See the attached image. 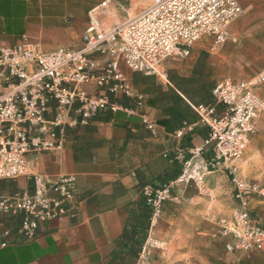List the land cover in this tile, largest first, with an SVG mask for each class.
<instances>
[{
  "label": "built area",
  "instance_id": "1",
  "mask_svg": "<svg viewBox=\"0 0 264 264\" xmlns=\"http://www.w3.org/2000/svg\"><path fill=\"white\" fill-rule=\"evenodd\" d=\"M108 4L104 0L88 12L79 48L44 51L24 40L0 46V181L31 178L30 191L0 196V216H19L25 240L35 237L40 223L72 218L77 210L75 177L31 176L30 157L57 148L67 128L86 124L100 111L120 109L117 98L136 97L121 66L131 73L158 76L168 58H186L202 37L212 38L210 48L216 50L229 40L228 27L242 14L236 0H151L132 18L104 27L101 18ZM263 83L264 68L246 81L224 78L214 84L212 102L191 105L207 127V136L186 155H175L180 169L174 179L142 188L151 226L176 190L188 184L203 188L216 169L242 156L255 121L264 112V100L257 93ZM217 105L223 110L218 112ZM142 106L138 99L135 108ZM139 113L143 126L154 135L153 120ZM190 131L183 125L174 136L181 138ZM230 173L237 207L230 219L217 221L220 235L227 238L225 248L240 254L264 253V227L248 207L254 196L264 197V184L240 179L232 169ZM159 245L147 237L137 264Z\"/></svg>",
  "mask_w": 264,
  "mask_h": 264
},
{
  "label": "crops",
  "instance_id": "2",
  "mask_svg": "<svg viewBox=\"0 0 264 264\" xmlns=\"http://www.w3.org/2000/svg\"><path fill=\"white\" fill-rule=\"evenodd\" d=\"M102 1L0 0V46L24 40L44 51L79 48L88 12ZM236 1L242 15L229 25L228 34L239 35L241 45L233 51L239 54L246 48L248 71L255 74L264 68V0ZM197 42L210 47L212 38L202 37ZM198 59L192 55L171 64L172 72L163 81L142 75L146 86L135 83L133 73L121 66L132 80L136 97L117 98L120 109L100 111L86 124L67 128L57 148L30 157L31 176L49 180L63 175L75 177L77 210L72 218L40 223L30 240L20 233L19 216H0V264H137V257L129 254L131 243L122 236L138 230L137 219L147 207L141 190L145 185L158 187L179 174L175 155H186L207 136V127L191 105L212 102L214 84L230 74L205 61L210 68L209 80H200L196 76L201 63ZM244 77L238 73L229 79H249ZM259 96L264 100V85ZM138 99L143 105L140 110L135 108ZM126 108L135 112L129 115L123 110ZM216 109L220 112L223 107L217 105ZM139 111L153 120L154 135L143 126ZM183 125L191 131L176 138L174 132ZM249 142L244 156L247 168L240 173L243 180L260 184L256 177L262 175L264 179V112L256 119ZM256 155L261 162L258 167L250 162ZM30 190V177L0 181V196ZM236 207L235 201L228 215L217 214L216 218L230 219ZM248 207L264 227V197L254 196ZM176 232L171 230L169 235L176 238ZM174 238L169 239L167 258L156 251L142 264H264L262 252L227 251V238L220 235L217 221L210 224L204 220L199 230H184L182 242Z\"/></svg>",
  "mask_w": 264,
  "mask_h": 264
},
{
  "label": "rangeland",
  "instance_id": "3",
  "mask_svg": "<svg viewBox=\"0 0 264 264\" xmlns=\"http://www.w3.org/2000/svg\"><path fill=\"white\" fill-rule=\"evenodd\" d=\"M150 3L151 0H109L108 7L105 9V14L102 16L101 22L104 27L123 22L124 20L132 18ZM241 15L239 18H241ZM234 35L235 37L229 35V40L213 51L207 43L196 42L191 49L190 55L186 58L171 57L170 60L164 62L161 66L160 75L149 77H153L159 81H163L164 77L168 79L170 72H172L170 70L171 64L184 62L186 59L190 58V56L198 55V60L201 63L198 65L196 76L200 80H209L210 68L207 67L205 61L217 64V68L220 69L221 73L230 72L229 75L220 77L218 81L223 78L232 79V75L238 73L245 75L244 78L251 79L255 77L258 72L255 74L249 73V67L247 65V59L249 56L246 48H243V50L241 49L239 54L233 51L235 46L237 47L241 45L239 35L237 33H234ZM238 62L241 63V66L238 65ZM142 78V74L133 73L134 82L146 86L148 82ZM263 85L264 83L257 89L258 94ZM249 146L250 142L239 159L227 163L224 166H220L215 172L210 174L203 188H197L196 186L189 184L181 187L175 197L163 204L161 213L156 217L155 223L152 226L148 219V226L141 242L139 252L144 241L149 236L159 241L160 245L158 248L153 249L152 253L142 262H149L156 251L163 252L167 258L169 239L171 240L174 238V236L169 235L171 230L177 231L176 233L178 236L174 239L177 240L181 238L182 242V233L184 230H199L201 221L208 220V222L212 224L218 221L216 218L217 214H219V216L228 215L235 202L233 186L231 183L233 175L230 173V169H232V172H234L240 179H243L240 170L247 168V165L244 164V156L249 150ZM255 160L250 159V162L257 167L261 165L258 155L255 156ZM234 168L236 169L235 171H233ZM261 177L262 175L256 177L257 180H260V184H257L259 186L264 184V179H261ZM256 219L259 222V219ZM169 227L172 228L170 229ZM142 262L140 264H142Z\"/></svg>",
  "mask_w": 264,
  "mask_h": 264
},
{
  "label": "trees",
  "instance_id": "4",
  "mask_svg": "<svg viewBox=\"0 0 264 264\" xmlns=\"http://www.w3.org/2000/svg\"><path fill=\"white\" fill-rule=\"evenodd\" d=\"M140 219H137L136 226L138 228L137 231L131 230V232H128L123 234L122 239L126 240L131 243V246L129 248V254L134 255L137 257L141 242L145 236V231L148 226V219L150 217V209L149 207L145 206L142 208Z\"/></svg>",
  "mask_w": 264,
  "mask_h": 264
}]
</instances>
